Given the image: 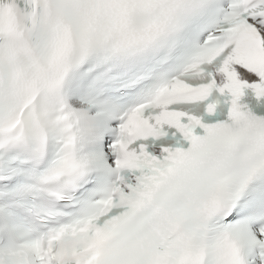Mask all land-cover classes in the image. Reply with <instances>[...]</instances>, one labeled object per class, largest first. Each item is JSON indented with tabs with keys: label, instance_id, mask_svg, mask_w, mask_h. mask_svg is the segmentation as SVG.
Segmentation results:
<instances>
[{
	"label": "snow or ice",
	"instance_id": "1",
	"mask_svg": "<svg viewBox=\"0 0 264 264\" xmlns=\"http://www.w3.org/2000/svg\"><path fill=\"white\" fill-rule=\"evenodd\" d=\"M0 264H264V0H0Z\"/></svg>",
	"mask_w": 264,
	"mask_h": 264
}]
</instances>
